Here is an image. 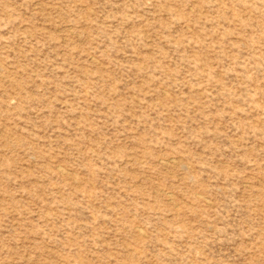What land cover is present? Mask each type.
<instances>
[{"label":"rangeland","instance_id":"374dc122","mask_svg":"<svg viewBox=\"0 0 264 264\" xmlns=\"http://www.w3.org/2000/svg\"><path fill=\"white\" fill-rule=\"evenodd\" d=\"M0 264H264V0H0Z\"/></svg>","mask_w":264,"mask_h":264}]
</instances>
